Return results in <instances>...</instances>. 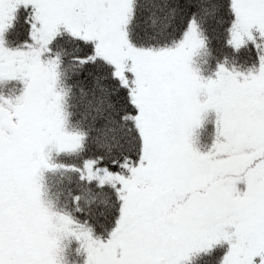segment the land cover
Masks as SVG:
<instances>
[{
  "label": "snow or ice",
  "instance_id": "obj_1",
  "mask_svg": "<svg viewBox=\"0 0 264 264\" xmlns=\"http://www.w3.org/2000/svg\"><path fill=\"white\" fill-rule=\"evenodd\" d=\"M0 264H264V0H0Z\"/></svg>",
  "mask_w": 264,
  "mask_h": 264
}]
</instances>
